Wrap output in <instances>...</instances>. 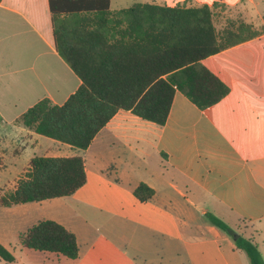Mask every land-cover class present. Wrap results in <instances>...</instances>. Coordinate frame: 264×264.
Masks as SVG:
<instances>
[{
    "label": "crops",
    "instance_id": "1",
    "mask_svg": "<svg viewBox=\"0 0 264 264\" xmlns=\"http://www.w3.org/2000/svg\"><path fill=\"white\" fill-rule=\"evenodd\" d=\"M149 3L208 5L221 35L246 36L247 29L237 27L250 26L246 39L201 61L229 91L200 109L175 90L163 125L118 110L81 153L69 145L71 154L54 156L80 155L86 182L66 196L79 210L68 209L63 197L50 198L42 219L74 233L79 254L72 260L94 247V221L117 240L124 264H249L233 238L210 222L212 214L252 239L264 259V0ZM80 83L55 48L48 0H0V122L16 127L28 144L34 132L19 116L42 98L62 104ZM141 183L153 190L146 200L134 194ZM27 229L16 235L18 251L0 231V243L14 256L0 264L65 257L23 254L31 249L21 243Z\"/></svg>",
    "mask_w": 264,
    "mask_h": 264
},
{
    "label": "trees",
    "instance_id": "2",
    "mask_svg": "<svg viewBox=\"0 0 264 264\" xmlns=\"http://www.w3.org/2000/svg\"><path fill=\"white\" fill-rule=\"evenodd\" d=\"M54 45L79 77L78 88L62 103L42 98L17 119L36 134L84 150L118 110L163 125L175 90L205 109L229 91L201 61L245 35L219 34L208 5L166 6L133 2L111 10L110 0H48ZM242 31V30H241ZM230 36L236 39L230 40ZM224 38V39H222ZM86 182L80 155L34 156L16 187L0 196L4 207L72 195ZM153 190L139 184L134 194L148 199ZM208 219L230 235L249 264H264L257 244L212 214ZM28 248L78 257L74 233L52 219H41L21 236ZM0 258L13 261L0 243Z\"/></svg>",
    "mask_w": 264,
    "mask_h": 264
},
{
    "label": "rangeland",
    "instance_id": "3",
    "mask_svg": "<svg viewBox=\"0 0 264 264\" xmlns=\"http://www.w3.org/2000/svg\"><path fill=\"white\" fill-rule=\"evenodd\" d=\"M132 1L149 2L150 0H113L111 8L115 9L118 5L127 7ZM224 38L233 40L237 37L230 36V38ZM22 135L23 133L16 127H5L0 122V196L13 190L18 178L23 176L25 174L24 171L28 169L29 161L32 157H54L72 153L71 147L66 143L34 133L33 138L26 144ZM75 150L78 153L82 152L80 149ZM62 200L66 203L68 209H80L76 202H73L74 199L63 197ZM49 202V200H45L17 204L11 207L0 206V231L13 238L12 249L14 251L22 248V245L17 243L16 240L18 231H25L28 227L41 220L42 204ZM93 223L94 229H90V233L93 235V239H95L94 247L87 252L80 250L81 254L78 259L72 260L61 256L59 260L55 259V257H50V260H44V257H42V261L36 258L35 261H22L17 262V264H122V261L124 264V260L120 258L117 240L109 238V231L102 223L92 221ZM87 228L85 226V233H87ZM112 232H115L117 235V230H112ZM260 245L264 255L263 246L261 243ZM22 252L23 254H35V252L37 254H44L31 249H25Z\"/></svg>",
    "mask_w": 264,
    "mask_h": 264
}]
</instances>
